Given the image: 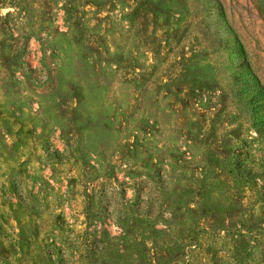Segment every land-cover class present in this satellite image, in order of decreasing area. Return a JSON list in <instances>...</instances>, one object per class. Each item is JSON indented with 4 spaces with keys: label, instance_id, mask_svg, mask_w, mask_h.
<instances>
[{
    "label": "rangeland",
    "instance_id": "obj_1",
    "mask_svg": "<svg viewBox=\"0 0 264 264\" xmlns=\"http://www.w3.org/2000/svg\"><path fill=\"white\" fill-rule=\"evenodd\" d=\"M0 264H264V0H0Z\"/></svg>",
    "mask_w": 264,
    "mask_h": 264
}]
</instances>
